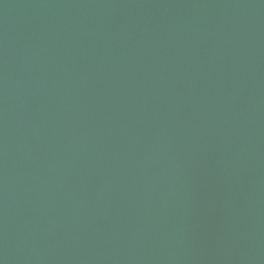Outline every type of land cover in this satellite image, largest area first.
<instances>
[{"label":"water","instance_id":"water-1","mask_svg":"<svg viewBox=\"0 0 264 264\" xmlns=\"http://www.w3.org/2000/svg\"><path fill=\"white\" fill-rule=\"evenodd\" d=\"M0 264H264V0H0Z\"/></svg>","mask_w":264,"mask_h":264}]
</instances>
